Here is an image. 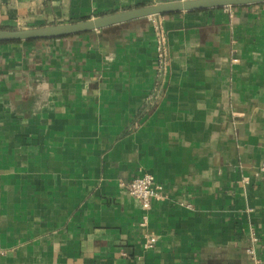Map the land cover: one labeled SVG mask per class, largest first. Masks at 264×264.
Listing matches in <instances>:
<instances>
[{
    "label": "crops",
    "instance_id": "obj_1",
    "mask_svg": "<svg viewBox=\"0 0 264 264\" xmlns=\"http://www.w3.org/2000/svg\"><path fill=\"white\" fill-rule=\"evenodd\" d=\"M172 1L0 0V29ZM162 25L159 83L148 19L0 44V264H264V4ZM143 173L145 227L120 185Z\"/></svg>",
    "mask_w": 264,
    "mask_h": 264
},
{
    "label": "water",
    "instance_id": "obj_2",
    "mask_svg": "<svg viewBox=\"0 0 264 264\" xmlns=\"http://www.w3.org/2000/svg\"><path fill=\"white\" fill-rule=\"evenodd\" d=\"M264 4V0H178L143 6L74 23L46 25L29 29H0V44L56 40L100 31L152 16H171L180 13L237 8Z\"/></svg>",
    "mask_w": 264,
    "mask_h": 264
},
{
    "label": "built area",
    "instance_id": "obj_3",
    "mask_svg": "<svg viewBox=\"0 0 264 264\" xmlns=\"http://www.w3.org/2000/svg\"><path fill=\"white\" fill-rule=\"evenodd\" d=\"M224 9L226 11L230 10V8ZM147 19L151 22L154 32L156 59L154 79L156 83H159L162 80V77L168 66L167 33L162 25L161 16H152ZM261 173H264V164H262L257 169L254 176L257 177ZM241 182L244 185H248L250 181L248 177H243L241 179ZM120 185L131 198L137 200L140 203L143 214L139 225L141 227H145L148 222V212L150 211L152 205L157 202H162L166 199V193L163 185L155 182L154 178L148 173H143L129 182H121ZM250 211V209L247 210V212ZM248 238L252 244H255L257 242V237L253 232L249 234ZM155 243V237L145 236L142 244V249L144 251H148L154 247ZM246 253L253 264H263L256 258L252 247L247 249ZM0 255H4V252L1 251Z\"/></svg>",
    "mask_w": 264,
    "mask_h": 264
},
{
    "label": "trees",
    "instance_id": "obj_4",
    "mask_svg": "<svg viewBox=\"0 0 264 264\" xmlns=\"http://www.w3.org/2000/svg\"><path fill=\"white\" fill-rule=\"evenodd\" d=\"M163 17H167V16H163ZM65 38H68V37H65ZM62 39H64V38H62Z\"/></svg>",
    "mask_w": 264,
    "mask_h": 264
}]
</instances>
